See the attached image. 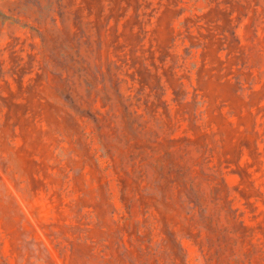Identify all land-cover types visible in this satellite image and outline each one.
Instances as JSON below:
<instances>
[{
	"label": "rangeland",
	"instance_id": "374dc122",
	"mask_svg": "<svg viewBox=\"0 0 264 264\" xmlns=\"http://www.w3.org/2000/svg\"><path fill=\"white\" fill-rule=\"evenodd\" d=\"M0 264H264V0H0Z\"/></svg>",
	"mask_w": 264,
	"mask_h": 264
}]
</instances>
